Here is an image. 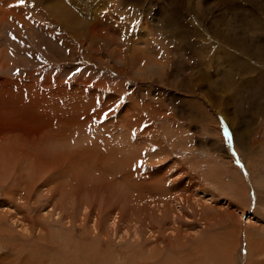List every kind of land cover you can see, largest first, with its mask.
<instances>
[{"label": "rangeland", "instance_id": "rangeland-1", "mask_svg": "<svg viewBox=\"0 0 264 264\" xmlns=\"http://www.w3.org/2000/svg\"><path fill=\"white\" fill-rule=\"evenodd\" d=\"M263 2L0 0V264H264Z\"/></svg>", "mask_w": 264, "mask_h": 264}, {"label": "bare ground", "instance_id": "bare-ground-1", "mask_svg": "<svg viewBox=\"0 0 264 264\" xmlns=\"http://www.w3.org/2000/svg\"><path fill=\"white\" fill-rule=\"evenodd\" d=\"M262 5V6H261ZM260 6V8H263L264 7V2L262 3V4H260L259 5ZM36 7V6H35ZM232 10L234 9L233 7L231 8ZM234 18V17H233ZM165 20V19H164ZM218 20H220V19H218ZM253 23V22H252ZM234 24V23H233ZM257 24V23H256ZM234 25H236V24H234ZM240 25V24H239ZM255 25V24H254ZM194 26H195V24H194ZM226 26H227V24H226ZM237 26L238 25H236L235 27L237 28ZM176 27H178V26H176ZM175 27V28H176ZM233 28V26H228V27H225L224 29H218V31H216V32H213V27H211V25L209 26V28H210V32H211V30H212V32L211 33H213V37L216 39V41H219L220 42V44H222V46H227V48H225V52H227V58H231V57H233V56H235V55H237L236 54V52H241V55L242 56H245L246 58L247 57H251V56H254L255 58H260V57H264V39H263V41L261 42H259V44H256V41H253V40H251V41H253V42H251V41H248V39L245 37V35H244V30H242V31H240L238 28V30L236 31L235 29H232ZM234 27V28H235ZM71 28H73V26L72 25H70V29ZM194 29V28H193ZM201 29V28H200ZM170 30V29H169ZM176 30V29H175ZM178 30V29H177ZM184 29H182L181 31H180V33H183L184 31H183ZM201 31V30H200ZM206 32V31H205ZM173 33V32H172ZM177 33V32H176ZM193 34H195V35H197V34H199V32L197 31V29L196 30H193ZM201 34H203V33H201ZM91 35L92 34H90L89 36L91 37ZM182 35V34H181ZM185 35V34H184ZM90 37H89V39H90ZM184 37V41L186 40L187 41V38L185 37V36H183ZM247 39V40H246ZM205 40V39H204ZM182 42V41H181ZM186 43H188V44H190V42H186ZM257 46V47H256ZM220 48H222V47H218V50H220V53L222 52V50L220 49ZM228 50H230L231 52H229ZM258 50H260V51H258ZM196 51V50H195ZM257 51H258V54L256 55V53H257ZM204 52V51H203ZM217 53H218V51H217ZM231 53H234L235 55H232V56H230L231 55ZM223 55V54H222ZM238 55H240V54H238ZM244 57V58H245ZM237 59V58H236ZM228 60V59H227ZM230 60V59H229ZM231 63H235V64H237V61L235 60H232V61H230ZM252 63V62H251ZM200 65V64H199ZM238 65H240V64H238ZM193 68V67H192ZM229 69H231V68H229ZM180 70V69H179ZM228 74H229V78H226V79H224V81H222V83H221V86H224V87H228V88H231V90H232V88H233V86H234V76H233V74L234 73H231V72H228ZM246 81L244 82V83H242L241 82V87L238 89V90H240V89H243V88H246ZM234 91H236V89H234ZM237 92V91H236ZM233 96V95H232ZM231 100V99H230ZM245 101V100H244ZM229 102V99H225V104L226 103H228ZM226 114V113H225ZM234 120V119H233ZM239 121V120H238ZM248 121H250L249 119H248ZM230 122V121H229ZM247 123V122H246ZM249 124V123H248ZM233 126H234V128H235V124L233 123ZM238 126V125H237ZM239 127V126H238ZM243 129V128H242ZM65 130L63 129V131L62 130H60L59 131V133L58 134H56V135H54V136H56V138H62L61 136H60V134H62L63 132H64ZM250 133V132H249ZM55 134V133H54ZM246 135H247V133H246V131H244V132H242V131H240V130H238L237 129V127L235 128V141L237 142V144H238V140H237V138L239 139V140H242V138H244V137H246ZM48 136H49V134H48ZM54 138V137H53ZM56 138L55 139H53V140H56ZM47 139V138H46ZM49 140V139H48ZM243 142V141H242ZM243 145V144H242ZM241 146V145H240ZM246 147V146H245ZM241 148V147H240ZM165 154V153H164ZM54 157V156H53ZM41 158H43V156L41 157ZM45 159V158H44ZM57 159V158H56ZM35 160V159H34ZM48 161H49V158L47 159ZM67 160V159H66ZM32 161V160H31ZM36 161V160H35ZM34 161V162H35ZM49 163H51L50 161H49ZM70 163V162H69ZM34 165H35V163H34ZM4 166H6V165H3V168H4ZM45 168V167H44ZM44 168H42V170L44 169ZM42 173V172H41ZM40 173V174H41ZM62 175V174H61ZM60 175V176H61ZM40 176V175H39ZM58 178V177H57ZM18 179L16 178V181H17ZM59 180V179H58ZM15 181V182H16ZM55 181V180H54ZM177 183V182H176ZM163 184V183H162ZM166 184V183H165ZM56 185V184H55ZM176 186V185H175ZM178 186V185H177ZM79 192V191H78ZM83 192V191H82ZM181 196V195H180ZM149 197H151V196H149ZM24 198V197H23ZM182 196L181 197H179L178 198V204L179 205H181L180 204V201L179 200H182ZM152 200V199H151ZM153 201V200H152ZM154 202V201H153ZM149 204V203H148ZM57 209V208H56ZM168 211H170V209L168 210H165L164 212H163V214L162 215H164V217H165V215H167L168 214ZM200 213V212H199ZM154 214V213H153ZM157 215V214H156ZM155 215V216H156ZM171 217V216H170ZM166 218V217H165ZM162 219V218H161ZM161 219L159 220L160 222H161ZM167 221V220H166ZM213 224V223H212ZM67 250V249H66Z\"/></svg>", "mask_w": 264, "mask_h": 264}, {"label": "crops", "instance_id": "crops-1", "mask_svg": "<svg viewBox=\"0 0 264 264\" xmlns=\"http://www.w3.org/2000/svg\"><path fill=\"white\" fill-rule=\"evenodd\" d=\"M252 7H254V5L252 4L251 5ZM234 8V7H233ZM235 9V8H234ZM246 33L244 32V35H245ZM245 59H257L256 61H259V60H261V61H264V57H262V58H255L254 56H251V57H247V58H245ZM236 59H234V61H235ZM237 61V63L238 64H240V65H238V68H237V70H236V72L234 73V72H232V69H229V68H227L228 69V71H225V72H231V73H234L233 74V76H234V78H236V74H238V73H242L244 70V67L246 66V65H249V70H248V72L250 73V72H252V73H254V72H257L256 70H257V68L254 66V64L253 63H251V62H247V61H245V60H243V59H237L236 60ZM249 61V60H248ZM234 65H236V64H233L232 63V65H231V67H233ZM257 75L255 76V77H253L254 79H256V81L258 82V83H260V85L262 86V87H264V72H258V73H256ZM241 84V83H240ZM240 84H237V89H239V87H241V85ZM246 87L248 86V84H249V82L248 81H246ZM243 89H245V88H243ZM237 91H241V89L240 90H237ZM242 93V92H241ZM223 105V104H222ZM224 106V105H223ZM247 128L248 127H244V130H243V132L244 131H247ZM248 133V132H247Z\"/></svg>", "mask_w": 264, "mask_h": 264}, {"label": "snow or ice", "instance_id": "snow-or-ice-1", "mask_svg": "<svg viewBox=\"0 0 264 264\" xmlns=\"http://www.w3.org/2000/svg\"><path fill=\"white\" fill-rule=\"evenodd\" d=\"M20 2L23 3V0H20ZM225 133H226V135H227V130H226V129H225Z\"/></svg>", "mask_w": 264, "mask_h": 264}]
</instances>
